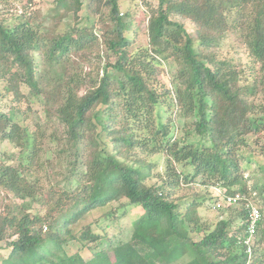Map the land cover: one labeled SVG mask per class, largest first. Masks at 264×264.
<instances>
[{
	"label": "trees",
	"instance_id": "1",
	"mask_svg": "<svg viewBox=\"0 0 264 264\" xmlns=\"http://www.w3.org/2000/svg\"><path fill=\"white\" fill-rule=\"evenodd\" d=\"M155 1L146 8L147 42L132 48L121 0H87L90 30L79 26L82 0H53L45 13L36 0H0V80L16 101L21 82L41 97L45 119L29 128L0 109V142L18 148L13 164L0 153V248L12 264H264V183L248 254L252 201L242 166L264 157V0ZM229 33L247 63L219 54ZM167 63L176 67L171 77ZM160 153L163 169L152 173L149 158ZM178 163L191 170L187 184L238 187V210L227 206L228 217L209 229L198 193L178 192L186 187ZM34 202L40 210L31 212ZM108 205L102 217L113 220L127 206L141 210L126 240L81 223ZM101 238L106 247L89 259L65 250Z\"/></svg>",
	"mask_w": 264,
	"mask_h": 264
},
{
	"label": "rangeland",
	"instance_id": "2",
	"mask_svg": "<svg viewBox=\"0 0 264 264\" xmlns=\"http://www.w3.org/2000/svg\"><path fill=\"white\" fill-rule=\"evenodd\" d=\"M83 1V7L78 12L79 18V26H87L89 30L95 23V16L90 14L86 8V1ZM38 6L40 7L42 13H45L48 8L52 5L53 0H36ZM156 3L155 0H121L120 3V15H122L123 22L125 24V35L131 40V47L137 48L139 46H143L147 42L146 35V8ZM146 4V5H145ZM16 4L11 5V7H15ZM1 8V6H0ZM65 24H72L71 17L68 19H64L60 27H63ZM98 26V25H97ZM96 27V25H95ZM94 27V28H95ZM187 28L190 32L193 31L191 25L187 24ZM193 33V32H192ZM219 54L222 57H226L231 59L233 62H248V53L243 44L240 43L237 38L236 33H229L227 38L222 42L220 47L218 48ZM246 66L249 64H245ZM175 65L171 63H167L166 70L168 75L171 77L175 72ZM80 70V69H79ZM87 67L83 66L81 71L85 73L87 71ZM6 82L0 80V109L6 112L11 113L12 120L14 122L19 123L21 126H27L29 128L34 127L36 124H41L45 121L44 119V109H43V101L42 98L33 94L28 86H26L23 82L20 83V91L24 95L21 101H16L13 98L11 92L6 89ZM175 109H173L170 113H167L168 116H173ZM188 122V120L181 119L178 124H182ZM184 126V125H183ZM182 133L178 134V137H183L186 142L189 140V137L183 136L184 130H181ZM175 132V130H174ZM181 134V135H180ZM180 135V136H179ZM181 144V142H180ZM201 144V143H200ZM0 153L6 154L3 156V161L7 164L15 163V155L18 153V148L14 147L8 141L0 142ZM149 160L154 162L155 164L152 168V173L159 172L163 169V160L164 154H155L151 155ZM178 170L183 173V184L186 187L180 189L179 194L190 196L193 193H198L197 196L199 206H198V214L200 216V221L208 226L209 229L213 228L214 225L220 219L228 217L230 214V208L227 206H232L233 209L238 210V204L234 205H221V207L216 206V201L221 200L219 195V191H224L225 188H221L220 186H203L201 188L198 184L188 183L189 175L191 174V170L188 168H184L183 163L177 164ZM244 169V177L246 179V187L247 190L250 191V196H248V200L252 201V203L260 206L262 208V203L260 202L259 197L257 196L258 187L264 183V157L255 156V159L248 163L243 162ZM154 179H149V182H152ZM238 187H234L233 189H237ZM253 197V198H252ZM7 199L4 195H0V203L1 205L5 204ZM115 204V203H113ZM110 205L103 207L102 209H95L88 216H86L81 223L84 225H89L90 229L95 234L106 235L109 239L117 240H126L129 237L131 232L132 222L136 219L141 210L135 206H127L125 209H119L115 212L116 218L113 220L108 218L107 216H103L104 211L108 210ZM40 210V206L38 203H32L31 212ZM43 212L44 209L41 208ZM232 215H235V211L232 210ZM240 221L237 218H233L231 229L237 228L239 226ZM190 230L191 236L197 240L202 236L201 229L198 226H194L193 230L191 227H188ZM106 238H101L98 241L91 242L89 247H81L77 242L69 243L65 248L68 253L77 251L84 260L89 259L93 252L103 249L106 247ZM4 242H0V246H3ZM108 254L113 263V254L111 250H108ZM8 249L1 247L0 248V264H12L10 259L8 258ZM182 261H179L177 264H181Z\"/></svg>",
	"mask_w": 264,
	"mask_h": 264
},
{
	"label": "built area",
	"instance_id": "3",
	"mask_svg": "<svg viewBox=\"0 0 264 264\" xmlns=\"http://www.w3.org/2000/svg\"><path fill=\"white\" fill-rule=\"evenodd\" d=\"M232 193H226V191H219L221 200L216 201V206L221 207V205H234L243 199L244 196L238 189L231 190ZM247 221H246V236L244 237L243 243L246 245V250L248 254L251 253V240L258 228V223L261 219V211L258 205L249 202L247 203ZM249 264V260L245 263Z\"/></svg>",
	"mask_w": 264,
	"mask_h": 264
}]
</instances>
